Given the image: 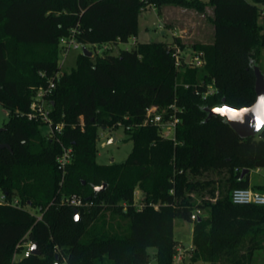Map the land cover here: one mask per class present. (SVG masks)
Segmentation results:
<instances>
[{"label": "trees", "instance_id": "trees-1", "mask_svg": "<svg viewBox=\"0 0 264 264\" xmlns=\"http://www.w3.org/2000/svg\"><path fill=\"white\" fill-rule=\"evenodd\" d=\"M163 5L199 12L210 5L212 40L187 45L179 36L172 42L135 39L117 54L79 52L71 69L60 70L59 40L72 30L87 46L125 42L137 34L142 9ZM263 9L264 0H0V105L8 114L0 130V143L8 145L0 148V192L20 205L0 204V264H12L22 240L35 242L38 254L19 263L147 264L153 246L156 264H174L177 219L192 222L187 264H255L253 251L264 248V205L233 203L230 195L249 185L243 168L264 167V125L240 137L221 116L205 120L204 108H239L255 99ZM174 43L202 51L204 65L177 70ZM56 73L49 115L63 126L47 136L25 112L37 88ZM201 79L213 80L216 91L196 94ZM174 98L182 107L174 141L154 123L139 124L146 107L163 110ZM118 122L132 141L130 152L121 162H97L98 128ZM62 146L72 153L60 168ZM209 171L225 175L224 183L198 178ZM253 188L264 191V184ZM73 195L86 204L68 203ZM195 209L204 214L191 219ZM107 210L128 220L125 233L98 225Z\"/></svg>", "mask_w": 264, "mask_h": 264}, {"label": "rangeland", "instance_id": "rangeland-1", "mask_svg": "<svg viewBox=\"0 0 264 264\" xmlns=\"http://www.w3.org/2000/svg\"><path fill=\"white\" fill-rule=\"evenodd\" d=\"M206 1V0H203ZM212 7L207 5L204 11L199 12L193 8H184L175 5H163L160 10L155 6L147 7L142 9L138 14L137 19V34L131 35L125 42H117L111 44L108 49L102 47H96V52L101 55L105 52L117 54L120 49L131 48L134 44V38L137 42L145 41H161V42H172L175 36L180 34L181 41L189 45L193 42H208L213 37V26L210 21L212 15ZM262 25V31L264 33V16L259 15L258 18ZM92 50L91 46H87ZM81 52L80 49H70L68 52L63 54L59 53V66L61 71H68L75 65L77 54ZM94 52V51H93ZM257 66L259 67L264 77V43L261 46L257 58ZM8 119L7 110L0 105V127ZM40 133L42 135L47 134L48 127L44 124L39 126ZM115 136L114 141L109 142V138ZM132 147V141L128 139L127 133L124 130L123 125L116 124L109 127H99L98 136L96 139V161L100 163L109 162H121L127 154L130 152ZM221 172L209 171L204 173L198 178L202 181L207 178L215 180L216 185L224 183V177ZM249 186L255 187L259 184H264V167L259 169L251 168L249 170ZM218 181V182H217ZM217 194V191L215 192ZM33 213L37 211L32 207H27ZM200 214H204V210H200ZM178 220V219H177ZM98 225H102L110 233H125L127 230L128 220L123 218L119 214H114L107 210L97 220ZM192 222L179 220L175 223L174 237L176 240L175 246L181 245L184 249L192 246ZM25 245L14 250L12 255V264H32V263H19L23 257V251ZM150 259L147 264H156V258L154 256L155 247L149 246L147 248ZM252 262L255 264H264V248L255 249L252 253ZM188 258L185 257L182 261H174V264H187ZM196 264H209L203 261H197ZM223 264V263H222Z\"/></svg>", "mask_w": 264, "mask_h": 264}, {"label": "built area", "instance_id": "built-area-1", "mask_svg": "<svg viewBox=\"0 0 264 264\" xmlns=\"http://www.w3.org/2000/svg\"><path fill=\"white\" fill-rule=\"evenodd\" d=\"M261 15L264 16V9L261 11ZM72 34L66 37H61L59 40V44L61 46V51L63 54L68 52L70 49H80L83 45L79 42L74 36V30L71 31ZM135 41V38H134ZM110 43H101L92 44V51L96 52V47H102L103 49H108L110 47ZM174 50V65L177 70L184 69L185 66L189 67H202L205 63L203 52L200 50H183L175 43L173 44ZM97 53V52H96ZM44 73H41L43 75ZM58 76L56 73L54 76L48 78V83L46 86H39L35 91L34 97L29 105V109L25 112V116L30 120H36L41 124H44L48 127L47 136H55L56 133L61 131L63 126L62 122L53 123L52 118L49 115V101L48 95L51 93L54 87V78ZM216 91L213 80L205 81L200 80L198 84L195 86V93L199 94L201 97H206L210 94H213ZM182 110V107H179L176 102V98L163 110L157 105H151L146 107L145 109V117L140 125L146 124L148 122L154 123L158 126L160 134L162 137L175 140V129L176 125L179 122V111ZM80 118H82L80 116ZM117 124L122 125V123L118 122ZM124 126V125H123ZM126 128H129V125H125ZM72 149L71 147L62 146L61 153L56 156V161L58 167L63 168L71 159ZM257 170L259 168H256ZM140 197V191L138 189H134L133 198L134 204L137 208L142 206V202L138 201ZM231 200L233 203L237 204H260L264 205V191L255 189L253 187H236L231 191ZM67 202L72 205H85L86 202H83L80 197L73 195L67 198ZM0 204H8L12 206H20L19 201L16 197H8L5 193L0 192ZM154 208L158 207L157 203L152 204ZM200 213L199 209H195L191 215V219H195L196 216ZM37 219H40V214H36ZM32 241L22 240L16 244V247L25 245V249L23 251V256H28L31 254V245ZM192 246H190L191 248ZM184 249L181 245H177L174 247L173 253V262L174 261H182L185 257H189V249ZM52 264H60L58 261H54Z\"/></svg>", "mask_w": 264, "mask_h": 264}, {"label": "water", "instance_id": "water-1", "mask_svg": "<svg viewBox=\"0 0 264 264\" xmlns=\"http://www.w3.org/2000/svg\"><path fill=\"white\" fill-rule=\"evenodd\" d=\"M81 53L87 56H91L92 52L86 46L81 47ZM254 71V91H255V99L253 102L247 106H242L239 108L232 107L228 104H221L213 107H205L206 111L205 120H208L212 116H221L226 123L234 130V132L240 137H247L255 135L260 128L264 125V77L257 66V64L253 65ZM224 98H222V101ZM260 121V128L257 130V121ZM3 127H0V130ZM104 128V127H102ZM116 139L115 136H111L109 138V142L114 141ZM8 146L5 143H0V148ZM249 171L248 168H243L241 171V176ZM106 186V183L103 182L100 185H94L93 190L94 193L102 190ZM75 213L77 210H74ZM31 253L38 254V250L36 248V243L33 242L31 245Z\"/></svg>", "mask_w": 264, "mask_h": 264}, {"label": "clouds", "instance_id": "clouds-1", "mask_svg": "<svg viewBox=\"0 0 264 264\" xmlns=\"http://www.w3.org/2000/svg\"><path fill=\"white\" fill-rule=\"evenodd\" d=\"M260 126H261V125H260V121L258 120V121H257V125H256L257 130H259Z\"/></svg>", "mask_w": 264, "mask_h": 264}, {"label": "crops", "instance_id": "crops-1", "mask_svg": "<svg viewBox=\"0 0 264 264\" xmlns=\"http://www.w3.org/2000/svg\"><path fill=\"white\" fill-rule=\"evenodd\" d=\"M213 12V11H212ZM178 36H180V34H178ZM187 50H189V49H187ZM249 186V185H248ZM251 187V186H250ZM178 221L179 220H175V222H174V225H175V223H178ZM192 230V229H191ZM173 233H174V230H173Z\"/></svg>", "mask_w": 264, "mask_h": 264}]
</instances>
